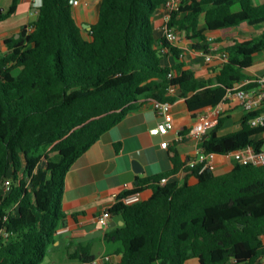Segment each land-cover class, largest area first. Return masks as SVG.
Here are the masks:
<instances>
[{"label":"trees","instance_id":"16d2710c","mask_svg":"<svg viewBox=\"0 0 264 264\" xmlns=\"http://www.w3.org/2000/svg\"><path fill=\"white\" fill-rule=\"evenodd\" d=\"M21 0L0 13L13 16ZM165 0H102L89 38L75 22L70 0H42L35 22L0 50V264H42L66 223V176L107 132L136 111L143 100L175 103L185 99L193 118L220 104L227 92L250 77L254 57L264 52V0H182L169 27L208 55L221 40L209 35L246 25L258 34L230 39L218 47L228 60L210 81L178 61L181 50L157 37L154 16ZM171 74V76H170ZM171 88L180 91L170 93ZM199 116V115H198ZM218 136L221 119L206 141L205 153L227 155L264 145V127ZM185 132V129L183 130ZM54 156V158H53ZM171 171L140 179L109 209L122 226L105 240L118 245L116 264H263L264 167L234 162L232 171L200 172L182 162L177 151ZM182 170V177L161 180ZM195 177L197 182L190 184ZM10 180L11 190L4 192ZM152 189L133 205L125 196ZM69 258L96 259L91 245L79 244ZM111 264V263H106Z\"/></svg>","mask_w":264,"mask_h":264},{"label":"crops","instance_id":"0c3cea01","mask_svg":"<svg viewBox=\"0 0 264 264\" xmlns=\"http://www.w3.org/2000/svg\"><path fill=\"white\" fill-rule=\"evenodd\" d=\"M3 1L5 0H0V8H2V12H5L9 9L12 0H6V3H2ZM70 2L75 22L89 38V31L98 20L102 0H80L78 5H74V0H70ZM41 4L42 0H21L16 13L5 22L0 23V50L2 53H6L8 50L4 40L18 39L22 29L36 21ZM163 25L164 10L161 8L154 16L157 37L163 36ZM241 31H244L245 35L240 33ZM258 33L259 31H254L243 25L239 28L218 31L209 36L222 41L216 45L218 48L229 44L230 39L245 40L249 39L252 34ZM174 46L182 52L180 60L178 61L173 55H168L164 57L163 63L167 66L176 65L178 62L183 63L185 70H192L205 81L214 78L223 64L218 55H214L212 61L207 62L206 55L193 50L192 43L181 33H178V41ZM246 73L250 79L244 84L253 85L252 88H254L253 81L264 75V52L254 57V63L251 68L246 70ZM179 94L180 91H177L175 95ZM172 105L170 120L174 128L167 136H153L150 133V130L162 119L156 113L154 101L143 100L136 111L129 113L120 124L107 132L71 168L66 176L63 198V208L67 216L63 228L67 231L58 235H66L64 240H66L65 243L68 242L71 252L79 244H89L92 246V254L95 255L99 264L118 263L121 259L118 254V245L107 242L105 234L110 228L122 226V221L118 217L112 216L109 229H104L98 221L100 215L110 209L122 193L133 191L140 179L171 171L174 168L170 157L172 150L177 151L181 161L187 166L198 157L200 144L187 135L196 123L198 115L208 107L199 111L196 118H193L185 99L179 98ZM218 105L223 109L221 116L223 124L217 129V135L226 136L240 131L247 116L240 104L236 100H225L224 98ZM184 129L185 132H183ZM178 134L185 136L183 141H177ZM165 141L169 144L163 148L161 144ZM133 161L140 163L141 173L134 171ZM215 166V174H224L233 170L234 162L223 156H218ZM181 177L182 170L168 178L173 181L179 180ZM196 182L195 177L190 179V184ZM141 193L143 199L148 198L152 195V189L146 188ZM113 222L116 223L115 226H113ZM60 243L57 242L58 245ZM187 264L199 263L196 260H191Z\"/></svg>","mask_w":264,"mask_h":264},{"label":"built area","instance_id":"2783aa9c","mask_svg":"<svg viewBox=\"0 0 264 264\" xmlns=\"http://www.w3.org/2000/svg\"><path fill=\"white\" fill-rule=\"evenodd\" d=\"M80 0H74V5H78ZM182 0H165V4L162 7L164 10V25L162 27V35L167 39L169 43L174 45L178 41V32L174 28L169 27V22L171 20L172 14L180 9ZM218 48L215 46L212 48V54L206 55V61L211 62L214 55H218L222 61L225 63L228 60V56L225 53H217ZM214 53V54H213ZM171 76V74H170ZM255 87L252 89H244L242 87L229 90L225 96V100H236L247 115L250 116L248 124L251 127H264V75L258 77L253 81ZM176 88H171L170 93L176 94ZM171 103H159L154 101V108L157 115L162 119L154 128L150 130L153 136H167L170 131L173 130L174 125L170 120V112L172 110ZM223 109L220 105L214 107H208L205 111L199 114L196 123L188 132V137L200 144L199 155L196 159L189 163V167L196 168L201 166L200 172L205 170L214 171L216 168L215 161L218 156H223L226 159H230L233 162L242 165H252L255 167H264V145L260 149H256L253 146H248L236 152L229 153L227 155H218L215 153H205L201 148V144L208 138L209 132L218 125ZM184 135L178 134L177 141H183ZM168 142L165 141L161 144L163 148L168 146ZM170 178L165 177L161 180V184L165 185L170 182ZM11 190V182L7 180L4 183V192L8 193ZM143 200V195L141 192L134 193L125 196L122 202L125 205H133ZM112 215L109 209L105 210L99 217L98 221L104 229H109L110 220ZM67 230L61 228L58 230L57 234L60 235L65 233ZM262 261H264V254L262 256ZM82 264H99L95 259L89 263Z\"/></svg>","mask_w":264,"mask_h":264},{"label":"rangeland","instance_id":"374dc122","mask_svg":"<svg viewBox=\"0 0 264 264\" xmlns=\"http://www.w3.org/2000/svg\"><path fill=\"white\" fill-rule=\"evenodd\" d=\"M2 3H6V0ZM2 12V8H0V13ZM237 33L236 31H234ZM244 31H241L240 33H243ZM241 34V35H242ZM245 35V34H244ZM54 158V156H53ZM216 169V168H215ZM214 169V171H215ZM66 235L58 236V241L61 242L59 245L56 243L55 245H51L49 247V253L46 258V260L42 264H81L78 260H72L69 258V247L68 242L65 243Z\"/></svg>","mask_w":264,"mask_h":264},{"label":"water","instance_id":"95a60500","mask_svg":"<svg viewBox=\"0 0 264 264\" xmlns=\"http://www.w3.org/2000/svg\"><path fill=\"white\" fill-rule=\"evenodd\" d=\"M133 167H134V171L136 173H141L142 172V167H141L140 163H138V161H133ZM110 222H112V219L110 220ZM112 224H113V226L116 225L115 222H113ZM122 225H123V222H122Z\"/></svg>","mask_w":264,"mask_h":264}]
</instances>
